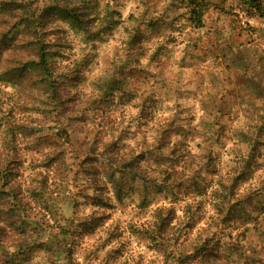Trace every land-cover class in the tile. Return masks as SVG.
Returning <instances> with one entry per match:
<instances>
[{
  "label": "rangeland",
  "instance_id": "rangeland-1",
  "mask_svg": "<svg viewBox=\"0 0 264 264\" xmlns=\"http://www.w3.org/2000/svg\"><path fill=\"white\" fill-rule=\"evenodd\" d=\"M0 264H264V0H0Z\"/></svg>",
  "mask_w": 264,
  "mask_h": 264
},
{
  "label": "trees",
  "instance_id": "trees-1",
  "mask_svg": "<svg viewBox=\"0 0 264 264\" xmlns=\"http://www.w3.org/2000/svg\"><path fill=\"white\" fill-rule=\"evenodd\" d=\"M191 12H192V14L194 16V22L196 23L197 26H200L201 25V21H200V11H196V9L193 7L191 9ZM43 57H44V55L41 56L40 63L43 62V60H44Z\"/></svg>",
  "mask_w": 264,
  "mask_h": 264
}]
</instances>
